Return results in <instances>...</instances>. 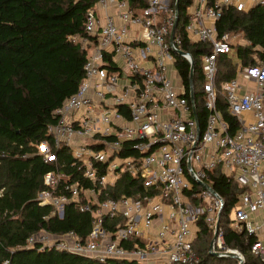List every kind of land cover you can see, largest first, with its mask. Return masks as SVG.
Listing matches in <instances>:
<instances>
[{
  "label": "built area",
  "instance_id": "2783aa9c",
  "mask_svg": "<svg viewBox=\"0 0 264 264\" xmlns=\"http://www.w3.org/2000/svg\"><path fill=\"white\" fill-rule=\"evenodd\" d=\"M143 1L94 0L86 10V37L70 36L86 52L82 76L75 91L52 111L54 122L46 126L50 143L44 139L36 145L43 162L52 160L53 148L68 150L72 161L67 166L89 183L62 181L66 173L47 171L37 204L51 205L61 217L64 204L73 203L90 215V229L82 238L72 230L51 235L40 229L24 246L98 261L199 264L193 242L203 218L212 232L208 253L217 258L235 253L239 259L230 258L244 264V255L225 245L219 225L216 230L225 202L208 179L219 167L242 188L230 225L252 238L250 253L264 264V61L239 68L236 77L221 85L228 111L239 123L234 133L217 110L215 88L217 57L231 51L236 36L216 32L223 7L247 10L264 0H214L211 5L193 0L188 37L211 45L201 59L202 128L190 87L180 82L176 69V55L189 65L193 58L175 36V7L169 0ZM239 77L253 82L255 89L241 92ZM123 151L130 153L121 155ZM122 172L152 192L98 199ZM104 220L114 222L113 227ZM129 241L132 245L125 246Z\"/></svg>",
  "mask_w": 264,
  "mask_h": 264
},
{
  "label": "trees",
  "instance_id": "16d2710c",
  "mask_svg": "<svg viewBox=\"0 0 264 264\" xmlns=\"http://www.w3.org/2000/svg\"><path fill=\"white\" fill-rule=\"evenodd\" d=\"M213 1L207 0V4ZM93 3L94 0H0V264H138L135 260L98 261L24 246L26 238L40 229L51 235L72 230L82 238L91 226L90 215L79 212L73 203L64 204L61 217L52 211L51 205L37 204L36 194L45 188L41 180L47 171H63L68 177L62 181L83 186L89 183L67 166L72 158L65 148H53L52 160L43 162L36 153V145L44 139L50 143L46 126L54 122L52 111L75 91L82 76L86 52L70 36L86 37L84 15ZM140 3L145 4L143 0ZM192 3L193 0H178L175 36L179 37L181 48L193 58L192 91L202 128L206 110L201 59L211 50V45L188 37L186 24ZM169 5L174 8L175 0H169ZM215 27L218 35L228 32L244 41L237 39L231 44V51L218 55L216 61L217 110L234 133L239 123L228 111L221 85L236 77L239 68L264 61V5L247 10L223 7ZM176 69L180 82L188 89L190 65L179 55H176ZM128 153L123 151L121 155ZM208 182L225 202L219 221L225 245L238 249L244 255V264H261L250 253L252 238L230 225V212L242 188L219 167L209 173ZM146 190L140 179L122 172L98 199L136 197L152 192ZM113 223L109 225L104 220L109 229ZM198 228L193 248L200 258L199 264H237L233 258L210 255L211 229L203 218L198 220ZM131 245L129 241L125 246Z\"/></svg>",
  "mask_w": 264,
  "mask_h": 264
},
{
  "label": "water",
  "instance_id": "95a60500",
  "mask_svg": "<svg viewBox=\"0 0 264 264\" xmlns=\"http://www.w3.org/2000/svg\"><path fill=\"white\" fill-rule=\"evenodd\" d=\"M175 13H176V16H178V0H175ZM174 28H175V26L172 28L171 33H173ZM178 54L183 55L184 52L182 50H179L178 51ZM189 82H190V99L193 101V99H194V97H193V91H192V83H193V63L190 64ZM218 225H219V221L216 222V230L218 228ZM215 237H216V232L213 235V239H215ZM229 256L239 259L238 256L235 253H230Z\"/></svg>",
  "mask_w": 264,
  "mask_h": 264
},
{
  "label": "crops",
  "instance_id": "0c3cea01",
  "mask_svg": "<svg viewBox=\"0 0 264 264\" xmlns=\"http://www.w3.org/2000/svg\"><path fill=\"white\" fill-rule=\"evenodd\" d=\"M238 37L237 35L235 36V38ZM239 38V37H238ZM240 42H244L241 38L238 39ZM233 43V42H232ZM180 80V79H179ZM239 83L241 84V92L247 91V90H254L255 89V85L253 82L247 81L245 79H243L242 77L238 78ZM244 117H249L247 114L244 115ZM66 152L69 154L68 150H66ZM70 156V154H69ZM91 218V217H90ZM195 228V227H194ZM212 239V238H211ZM210 244V243H209Z\"/></svg>",
  "mask_w": 264,
  "mask_h": 264
},
{
  "label": "rangeland",
  "instance_id": "374dc122",
  "mask_svg": "<svg viewBox=\"0 0 264 264\" xmlns=\"http://www.w3.org/2000/svg\"><path fill=\"white\" fill-rule=\"evenodd\" d=\"M237 39H239L238 37H236V38H233V42H235ZM117 161H118V159H117ZM231 215H232V213H231ZM234 259V258H233Z\"/></svg>",
  "mask_w": 264,
  "mask_h": 264
}]
</instances>
